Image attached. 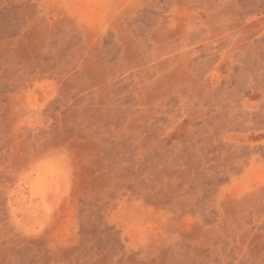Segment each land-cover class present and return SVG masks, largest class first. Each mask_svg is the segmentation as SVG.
<instances>
[{
  "label": "rangeland",
  "instance_id": "obj_1",
  "mask_svg": "<svg viewBox=\"0 0 264 264\" xmlns=\"http://www.w3.org/2000/svg\"><path fill=\"white\" fill-rule=\"evenodd\" d=\"M0 264H264V0H0Z\"/></svg>",
  "mask_w": 264,
  "mask_h": 264
}]
</instances>
